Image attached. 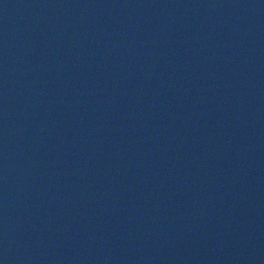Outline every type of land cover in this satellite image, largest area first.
<instances>
[{
	"label": "water",
	"instance_id": "1",
	"mask_svg": "<svg viewBox=\"0 0 264 264\" xmlns=\"http://www.w3.org/2000/svg\"><path fill=\"white\" fill-rule=\"evenodd\" d=\"M0 264H264V0H0Z\"/></svg>",
	"mask_w": 264,
	"mask_h": 264
}]
</instances>
